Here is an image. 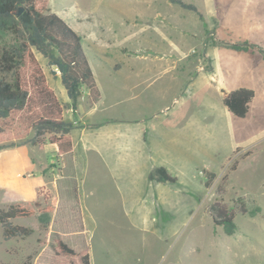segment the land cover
I'll return each instance as SVG.
<instances>
[{"label": "rangeland", "instance_id": "rangeland-1", "mask_svg": "<svg viewBox=\"0 0 264 264\" xmlns=\"http://www.w3.org/2000/svg\"><path fill=\"white\" fill-rule=\"evenodd\" d=\"M182 1L193 4L198 14L167 0L48 1V13L82 37L92 70H187L183 94L163 90L157 97L153 88L143 96L146 107L141 109L120 91L122 98L102 113L123 125L140 111L156 122L176 112L172 125L183 126L184 143L163 149L177 181L161 185L163 200L158 202L140 192L141 181L114 179L108 168L97 170L103 162L85 171L79 186L82 166L74 171L67 156L60 169L65 178L58 182L59 201H38L36 208L34 202L23 203L33 207L35 215L13 222L32 228V235L4 240L0 227V264H74L56 256L51 233L77 253L88 251L91 264H264V0ZM132 30L143 33L144 39L133 44ZM0 43L13 39L0 33ZM226 44L254 47L235 51ZM34 53L54 87L55 68ZM144 57L147 61L139 62ZM210 70L222 71L227 91L253 90L244 118L222 106L218 89L213 99L211 87L202 81ZM166 102L169 111H161ZM18 146L37 152L28 142ZM151 146L157 149L156 138ZM42 148L40 156L46 152L50 166L54 146L45 139ZM151 185L155 190L156 182ZM238 197L246 203V214L237 211ZM3 199L0 188V208L8 205ZM214 202L235 211L233 235L213 224L208 208ZM47 206L54 211L44 232L37 212Z\"/></svg>", "mask_w": 264, "mask_h": 264}, {"label": "trees", "instance_id": "trees-1", "mask_svg": "<svg viewBox=\"0 0 264 264\" xmlns=\"http://www.w3.org/2000/svg\"><path fill=\"white\" fill-rule=\"evenodd\" d=\"M48 1L0 0V33L13 39V43H0V149L26 142L41 149L47 139L55 146L57 156L62 157L72 150L71 123L64 119L65 105L50 86L34 51L46 58L49 66L58 72L70 101L66 107L75 108L84 92L88 103L92 105L99 100L100 93L82 37L58 15L48 13ZM167 2L198 14L193 4L182 0ZM20 8L22 12L18 15ZM226 45L235 51H247L254 47L246 44ZM253 97V90L240 87L224 93L222 103L230 114L242 119L247 115ZM31 133L32 137L28 138ZM154 176L163 182L175 181L162 168L155 169L150 179H154ZM212 177L209 176L207 185ZM235 203L239 213L248 212L246 203L240 197ZM34 207H39V204L35 203ZM53 211L52 206L38 210V226L41 231L49 230L50 213ZM259 211L257 207L255 212ZM208 212L213 224L221 227L226 235L231 236L237 231L235 211L232 208L214 202ZM35 213L33 207L19 203L0 208L2 238L23 239L32 235V228L13 224L12 220L29 218ZM50 236L56 256L74 264H91L88 251L77 253L55 233Z\"/></svg>", "mask_w": 264, "mask_h": 264}, {"label": "crops", "instance_id": "crops-1", "mask_svg": "<svg viewBox=\"0 0 264 264\" xmlns=\"http://www.w3.org/2000/svg\"><path fill=\"white\" fill-rule=\"evenodd\" d=\"M134 36H136V40L133 44L143 40L145 37L141 32L137 33L134 30L129 32V37ZM146 61V57L139 60L142 63ZM186 71L92 70L100 93L99 100L90 105L84 92L83 97H81L75 108L67 106L63 112L64 119L71 123L72 150L69 153L58 157L56 148L53 145L54 150L50 153L54 154V156L51 157L50 166H47V163H45V155L47 153L44 152V156H40V153L44 150L43 148L32 146V148L37 149V152L32 153L29 148L18 145L0 149V152L3 151L2 155H0V182H2L0 183V188L3 189V203H8V205L36 203L38 201L45 203L50 198L52 202H58V182L59 179L65 178V175L60 173V171L62 172L60 169L66 166L65 159L70 155L74 171H77L78 167L82 166L78 181L79 186L84 180L85 171L89 170L94 164L103 162L96 165L97 170L108 168L112 172L114 179L127 177L129 180L141 181L143 189L140 192L144 196L150 197L151 201L158 202L163 200L160 187L169 182L159 181L157 176H154V179H150V176L155 169L162 168L171 178L175 179L170 184H174L177 181V175L172 174L173 169L171 170L168 167V153L163 150L169 146L176 149L178 146H183V126L172 125V120L177 119V113L171 112L162 121L156 122L153 121L156 118H149L144 111H140L133 118L128 119L127 124L123 125L116 122L112 117H103L102 113L106 106H110L112 103L115 104L122 98L123 94L121 92L126 93L124 98L136 108L146 107L145 103L142 106V98L153 88L158 90L156 93L157 97L161 95L159 91L163 90L175 89L178 92L176 94H183L185 92ZM55 72L57 76L56 84L54 87L49 84L57 93L62 104L68 105L70 101L61 85L58 72ZM207 75L208 77L203 78L202 81L211 87L213 99H216V90L220 91L219 101L226 109L222 99L224 93L232 90L227 91L225 89V78L222 75V71L210 70ZM196 81L201 82L199 79ZM122 84L124 86L121 87ZM175 100L176 96L170 100V103L172 104ZM168 108L167 102L160 106L161 111H165ZM149 114L151 115V113ZM153 133L155 136L152 137ZM194 135L198 137V133ZM153 138L157 139L156 150H153L151 146ZM76 153L79 155V160L76 159ZM57 161H59V166H57ZM152 181L156 182L155 190L151 185ZM165 189L168 190L167 187ZM176 192L171 191L170 193L174 194ZM21 219L23 218L13 219L12 223Z\"/></svg>", "mask_w": 264, "mask_h": 264}, {"label": "water", "instance_id": "water-1", "mask_svg": "<svg viewBox=\"0 0 264 264\" xmlns=\"http://www.w3.org/2000/svg\"><path fill=\"white\" fill-rule=\"evenodd\" d=\"M21 12H22V9L20 8V9L18 10V15H20Z\"/></svg>", "mask_w": 264, "mask_h": 264}, {"label": "bare ground", "instance_id": "bare-ground-1", "mask_svg": "<svg viewBox=\"0 0 264 264\" xmlns=\"http://www.w3.org/2000/svg\"><path fill=\"white\" fill-rule=\"evenodd\" d=\"M89 200V199H88ZM98 200V199H97ZM100 201V200H99Z\"/></svg>", "mask_w": 264, "mask_h": 264}]
</instances>
